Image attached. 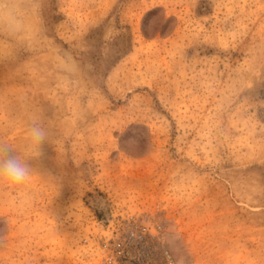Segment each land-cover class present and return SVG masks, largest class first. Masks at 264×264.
<instances>
[{
    "label": "rangeland",
    "instance_id": "374dc122",
    "mask_svg": "<svg viewBox=\"0 0 264 264\" xmlns=\"http://www.w3.org/2000/svg\"><path fill=\"white\" fill-rule=\"evenodd\" d=\"M0 143V264H264V0H0Z\"/></svg>",
    "mask_w": 264,
    "mask_h": 264
},
{
    "label": "clouds",
    "instance_id": "9594fccd",
    "mask_svg": "<svg viewBox=\"0 0 264 264\" xmlns=\"http://www.w3.org/2000/svg\"><path fill=\"white\" fill-rule=\"evenodd\" d=\"M29 142L33 149H42L47 133L38 124H33L28 132ZM41 152L37 151L36 155ZM32 174L30 163L13 154L12 148L5 143H0V184L8 187L19 186L26 183Z\"/></svg>",
    "mask_w": 264,
    "mask_h": 264
}]
</instances>
